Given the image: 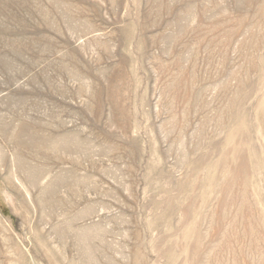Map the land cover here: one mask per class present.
Here are the masks:
<instances>
[{
    "label": "rangeland",
    "instance_id": "1",
    "mask_svg": "<svg viewBox=\"0 0 264 264\" xmlns=\"http://www.w3.org/2000/svg\"><path fill=\"white\" fill-rule=\"evenodd\" d=\"M0 264H264V0H0Z\"/></svg>",
    "mask_w": 264,
    "mask_h": 264
},
{
    "label": "bare ground",
    "instance_id": "2",
    "mask_svg": "<svg viewBox=\"0 0 264 264\" xmlns=\"http://www.w3.org/2000/svg\"><path fill=\"white\" fill-rule=\"evenodd\" d=\"M25 130H26V129H25ZM18 131H19V130H18ZM18 131H17V132H18ZM23 131H24V130H23ZM19 132H20V131H19ZM21 132H22V131H21ZM21 134H22V133H21ZM29 142H30V141H29ZM32 142H33V141H32ZM39 142H40V141H39ZM30 143H31V142H30ZM43 143H44V142H43ZM27 144H28V143H27ZM32 144H33V143H32ZM35 144H36V143H35ZM22 145H23V144H22ZM29 145H31V144H29ZM29 145H28V146H29ZM44 145H45V144H44ZM44 145H43V146H44ZM46 162H47V161H46ZM20 164H21V166H23L22 163H20ZM45 167H46V166H45ZM41 170H42V169H41ZM21 172H22V171H21ZM24 174H25V173H24Z\"/></svg>",
    "mask_w": 264,
    "mask_h": 264
}]
</instances>
